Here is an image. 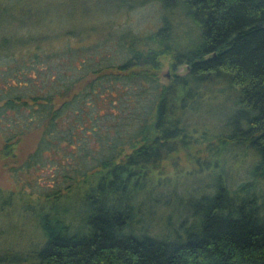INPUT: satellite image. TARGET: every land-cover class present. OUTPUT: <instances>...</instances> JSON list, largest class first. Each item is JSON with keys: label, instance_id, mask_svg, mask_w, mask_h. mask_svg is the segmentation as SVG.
<instances>
[{"label": "trees", "instance_id": "1", "mask_svg": "<svg viewBox=\"0 0 264 264\" xmlns=\"http://www.w3.org/2000/svg\"><path fill=\"white\" fill-rule=\"evenodd\" d=\"M180 155L208 187L155 177ZM0 162L51 169L0 189L34 264H264V0H0Z\"/></svg>", "mask_w": 264, "mask_h": 264}, {"label": "rangeland", "instance_id": "2", "mask_svg": "<svg viewBox=\"0 0 264 264\" xmlns=\"http://www.w3.org/2000/svg\"><path fill=\"white\" fill-rule=\"evenodd\" d=\"M169 14V18L170 16H173L172 13ZM160 16V8L156 4L151 2L135 3L129 8L124 7L123 11L120 12L117 17V24H119L120 27H127L133 30H149L160 24ZM170 20L172 21L171 24L174 25L176 33H182L183 31L180 27H184V18L175 15L170 18ZM183 68L184 66H179L177 68V72H182ZM166 69L167 65H164L161 71V79L166 76L164 75L167 71ZM210 120H212V123L215 122V119L212 117ZM22 141L23 142L21 143L19 150L27 152L34 146L36 136L28 135L24 137ZM232 163L233 162H230V164ZM162 165L163 167L161 168V173L155 177L163 179L166 184L177 180L176 185L180 188H187L188 192L191 194H194L195 192L198 193L199 189L202 190V188L204 189L208 187V178H202L201 174H196L195 172L197 168L191 165V163L183 155L165 160ZM234 167L235 166L231 167L229 174L227 173L228 175L226 176L230 184L233 185L240 180L242 174L244 173V169L242 167L237 169ZM50 173L51 169L49 168H39L37 170L32 169L29 175L23 173H13L9 172L6 167H3L0 162V189L13 192L23 189L28 192L30 188L23 183L24 181H38L40 184H44L47 182V178ZM21 225L24 235L19 234L17 230L10 227H5V230L8 229L7 232L4 231L3 233H0V264H34L33 250L35 249L34 243L37 239V233L29 225L20 224V226Z\"/></svg>", "mask_w": 264, "mask_h": 264}]
</instances>
